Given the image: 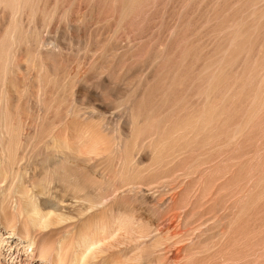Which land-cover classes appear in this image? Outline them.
<instances>
[{
  "label": "bare ground",
  "instance_id": "1",
  "mask_svg": "<svg viewBox=\"0 0 264 264\" xmlns=\"http://www.w3.org/2000/svg\"><path fill=\"white\" fill-rule=\"evenodd\" d=\"M139 1L112 0L114 6L119 5L118 23L113 25L110 18L92 21L94 0H88L83 11L76 10L73 22L71 4L64 6V0H0V264H180L208 251L201 243L220 221L200 215L190 199L175 210V192L192 174L178 172L186 152L180 141L195 131L194 121H189L193 127L181 133L174 120L168 125L157 115L151 117L150 112L160 105L158 99H150L152 94L150 100L141 95L147 102L132 99L110 112V107L98 102L87 107L86 116L70 106L57 119L51 105L45 103L46 88L57 81L62 61L57 39L48 41L42 30L46 32L57 17L64 30L84 31L88 40L105 34L108 44L120 21ZM252 1V6L258 2ZM240 32L239 24L225 32L222 56L233 55L234 50L229 51ZM132 46L126 38L123 44L115 41L109 49L92 55L83 71L76 69L66 79V86L55 85L51 94L55 103H61L66 89H71L72 96L88 89L97 100L95 91L84 89L85 78L90 76L103 86L111 84L112 63ZM243 51L239 49L238 56ZM210 66L215 68L214 74L197 95L211 102L210 89L221 88L217 81L220 83L225 64H203L201 71ZM23 68L34 72L33 93L18 78ZM24 105L35 113L30 121L14 117ZM211 111L208 108L207 113ZM206 118L196 119L200 123ZM164 125H168L166 132ZM19 154L26 159L24 165H17ZM130 194L142 200L149 217L170 214L154 226L137 216L135 208L132 212L126 206L123 199ZM176 220L190 229L172 234Z\"/></svg>",
  "mask_w": 264,
  "mask_h": 264
},
{
  "label": "rangeland",
  "instance_id": "2",
  "mask_svg": "<svg viewBox=\"0 0 264 264\" xmlns=\"http://www.w3.org/2000/svg\"><path fill=\"white\" fill-rule=\"evenodd\" d=\"M87 1L64 0V6L71 4V22L75 21L78 8L86 9ZM94 2L93 22L110 18L111 24L118 23L117 2L115 6L112 0ZM252 2L140 0L120 21L113 35V42L123 44L127 38L133 46L122 59L112 63V83L103 86L90 76L84 80V89L95 91L97 100L93 94L90 96L88 89L73 96L71 89H66L61 94L60 104L55 103L51 94L55 85L66 86V79H71L76 69L83 71L92 55L109 49L113 42L107 44L105 34H96L88 40L84 31L78 34L66 31L57 17L46 32L42 30L44 38L49 37L48 41H51L54 37L61 47L58 59L62 62L58 64L57 81L55 84L50 82L45 93V103L51 105L55 119L70 106L83 116L89 105L98 102L110 107V112L132 99L144 102L152 94L150 99H158L160 105L150 112L151 117L157 115L163 121L167 120L168 125L174 120L181 133L183 129L193 127L190 122L194 121L195 131L187 133L180 141L181 149L186 152L181 157L178 172L183 174L187 170L192 174L175 192V210L190 199L200 215H209L220 222L211 224L216 225L209 230L212 235L208 234L201 243L208 251L190 256L180 264H264V0H258L255 5L258 7L252 6ZM39 20L38 17L37 23ZM238 24L243 32L230 48L229 52L234 50V53L231 57L222 56L227 41L225 32ZM248 38L249 43L244 44ZM237 49H244L243 53L246 50V54L241 52L238 56ZM203 64H225L220 83L217 77L211 81V88L216 81L221 85V88L210 89L211 102L203 95H197L215 71L211 66L209 70L201 71ZM24 69L18 73V78L28 83L29 92L33 93L36 87L32 80L34 72ZM141 95L148 98L142 99ZM208 108L212 109L211 120L206 118L210 116ZM17 112L15 119L26 121L35 115L28 105ZM198 117L206 119L198 123ZM168 125H164L165 132ZM21 156L17 157V165H24L26 161ZM123 202L130 211L135 208L137 216L141 215L154 226L170 214L156 213L149 217L146 205L133 194L124 197ZM177 223V220L173 222L177 227L172 229V234L190 229V226L182 227Z\"/></svg>",
  "mask_w": 264,
  "mask_h": 264
}]
</instances>
